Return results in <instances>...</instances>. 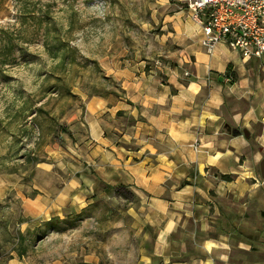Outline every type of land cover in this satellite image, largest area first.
Segmentation results:
<instances>
[{
  "label": "crops",
  "instance_id": "crops-1",
  "mask_svg": "<svg viewBox=\"0 0 264 264\" xmlns=\"http://www.w3.org/2000/svg\"><path fill=\"white\" fill-rule=\"evenodd\" d=\"M152 11L158 62L112 58L111 93L66 101L71 186L135 194L118 264H264V58L207 54L185 0Z\"/></svg>",
  "mask_w": 264,
  "mask_h": 264
},
{
  "label": "rangeland",
  "instance_id": "rangeland-1",
  "mask_svg": "<svg viewBox=\"0 0 264 264\" xmlns=\"http://www.w3.org/2000/svg\"><path fill=\"white\" fill-rule=\"evenodd\" d=\"M157 1L0 0V264H118L136 196L71 186L58 121L79 93L116 88L112 58L158 62Z\"/></svg>",
  "mask_w": 264,
  "mask_h": 264
},
{
  "label": "built area",
  "instance_id": "built-area-1",
  "mask_svg": "<svg viewBox=\"0 0 264 264\" xmlns=\"http://www.w3.org/2000/svg\"><path fill=\"white\" fill-rule=\"evenodd\" d=\"M185 7L207 54L223 43L243 58H264V0H185Z\"/></svg>",
  "mask_w": 264,
  "mask_h": 264
},
{
  "label": "trees",
  "instance_id": "trees-1",
  "mask_svg": "<svg viewBox=\"0 0 264 264\" xmlns=\"http://www.w3.org/2000/svg\"><path fill=\"white\" fill-rule=\"evenodd\" d=\"M230 78H231V81H233V77H231V76H229ZM107 188V187H106ZM82 264H84V263H82Z\"/></svg>",
  "mask_w": 264,
  "mask_h": 264
}]
</instances>
